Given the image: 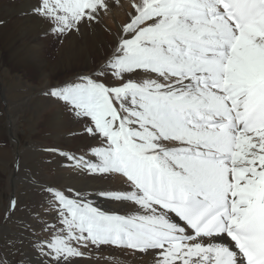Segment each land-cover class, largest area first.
Listing matches in <instances>:
<instances>
[{
  "label": "snow or ice",
  "instance_id": "1",
  "mask_svg": "<svg viewBox=\"0 0 264 264\" xmlns=\"http://www.w3.org/2000/svg\"><path fill=\"white\" fill-rule=\"evenodd\" d=\"M116 8L125 20L107 29L103 63L42 92L54 120L82 123L94 143L41 151L118 186L38 182L17 153L43 196L23 225L36 264H121L106 249L148 264H264V0H36L31 15L62 44L115 22ZM18 207L11 198L3 219Z\"/></svg>",
  "mask_w": 264,
  "mask_h": 264
},
{
  "label": "rangeland",
  "instance_id": "2",
  "mask_svg": "<svg viewBox=\"0 0 264 264\" xmlns=\"http://www.w3.org/2000/svg\"><path fill=\"white\" fill-rule=\"evenodd\" d=\"M0 1L13 4L19 0ZM33 1L36 3V0ZM26 13L31 15V10L20 13V16L24 17ZM20 20L25 19L20 18ZM9 22L8 26L11 27L12 24H19L15 20ZM41 26L43 27L36 34L38 41L33 44L31 50L25 52V55L35 53L34 51L42 44L45 45L43 54L45 59L48 60V64L41 62L38 65L44 75L38 74L37 69L33 68L34 62H32V66H15L9 60L7 52L0 49V129L3 132L0 137V148L6 152L5 160L3 159L5 162L0 160V264H22L25 258L31 260L32 264H36L35 257L34 259L30 258L27 251L30 247L32 248L30 240H34L35 237L32 236L31 232L25 231L23 225L34 223L35 213L43 211L41 207L43 196L34 189L22 173L16 171L14 160L17 158V153H19L21 162L26 166L24 171L34 177L36 181L57 184L53 181L54 178L50 172H52L59 157L45 154L41 149L52 145L58 146L59 144V147L64 151L79 155L84 136L79 135L83 130L82 123L78 124L77 121L64 117L65 126L63 131L66 135L69 136L70 134L71 138L73 137L70 139V141L73 140V143L65 149V140L58 141L60 143L57 145L52 142L51 125L49 123H51L53 115L56 113L55 109L59 106H57L55 100L42 95L45 85L51 80V82H59L73 77L77 73H87V71L82 58V60L78 59L75 60L76 62L68 64L59 61V46L64 42L62 44L58 43L51 35L46 37L43 31L44 25ZM72 36L79 41V34ZM112 43L113 41L109 39L108 44L112 45ZM75 46L72 44L71 48H75ZM99 62L97 57L92 55V69L98 68ZM72 133H77V135H72ZM17 140L19 141L18 145ZM48 161L52 162L48 163ZM63 162L61 161V163ZM11 198H16L19 201V207L12 214L11 219L5 221L3 219L5 209ZM36 230L39 231L38 227ZM21 239L23 243L20 242Z\"/></svg>",
  "mask_w": 264,
  "mask_h": 264
},
{
  "label": "bare ground",
  "instance_id": "3",
  "mask_svg": "<svg viewBox=\"0 0 264 264\" xmlns=\"http://www.w3.org/2000/svg\"><path fill=\"white\" fill-rule=\"evenodd\" d=\"M34 4L35 2L33 0H19L18 2H15L13 4H8L4 1H0V5H1L0 18H3V20L5 21L4 24L0 25V49L3 50L4 52L5 51L7 52L9 60L15 66H19V65L32 66L33 64L32 62H34L33 68L37 69L38 74H40L41 71L38 66L39 63L41 62L47 63L48 61L45 59L44 54H43L45 51L44 50L45 45L42 44L41 47H39L36 51H34L35 53H31L28 56L25 55V52L27 50H31V47H33V44L36 41H38L36 34L39 32V29L42 28L43 26H41L42 24L37 19L33 18L32 15H26L24 17L20 16V13L28 12L29 10H31ZM114 16H115V22L112 16H107L104 18V22L106 24L103 23L102 25H99L95 28H89L85 30L83 34H79V41L76 40V38H74L73 36L71 38L68 37L67 39H65L64 43L61 46H59L60 47V54L58 55L59 61H63L66 64H68V63L76 62L75 60L82 58L85 62V70L87 71V73L94 70L92 69V65H91L92 55L97 57V60L100 61L99 64L103 63L109 51V47H110V45L108 44L109 39L113 41V38L110 35V33L107 31V29L110 28L114 32L116 31L117 23L122 24L125 20L123 11L120 8L115 9ZM20 18H24L25 20H20ZM11 20L18 21L19 24L17 25L12 24V27L8 26L10 23L9 21ZM43 41L45 40L43 39ZM72 44L76 45L75 48H71ZM35 64H36V67H35ZM41 74L44 75V73H41ZM55 110L57 113L59 110V107ZM63 119L64 117H61L55 120L52 119L51 123L49 124L51 125V132H52L51 135H52V140H53L52 142H54L57 145L58 143H60L58 141L65 140V143H66L65 149H67V147H70L72 145L73 140L70 141V139H72L73 137L71 138L70 134L68 136L63 131L64 126H65ZM76 123L79 124V122H76ZM2 133L3 132L0 129V137ZM91 143H94V141H92L90 137H86V135H84L82 139L81 147H80L81 151L84 150L86 146ZM5 156H6V152L3 151L2 148H0V160H3ZM57 161H60L59 158L57 159ZM69 163L70 162L68 161H64L63 163L61 162L56 163V165H54L55 167L53 168L52 172H50L53 178L55 179V180L53 179V181L56 182L57 185L62 184V185H72V186H77V187H87L89 190H92L98 187L118 186L115 180L105 182L102 179H93L91 177L80 176L74 173L73 171H71L69 167L61 166V164L67 165ZM100 203L105 208H111L113 206L110 202L101 201ZM30 248L27 250L28 256L34 259L35 253L33 251V248L31 249ZM110 254L111 256H114L116 259L121 261V264H148L147 257H143V258L139 256L129 257L131 255L121 253L119 250L106 249L104 252V255L106 257L111 258Z\"/></svg>",
  "mask_w": 264,
  "mask_h": 264
}]
</instances>
